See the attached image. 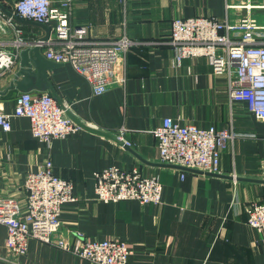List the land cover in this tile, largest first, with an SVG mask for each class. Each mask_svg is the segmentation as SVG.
Wrapping results in <instances>:
<instances>
[{
    "label": "crops",
    "instance_id": "obj_1",
    "mask_svg": "<svg viewBox=\"0 0 264 264\" xmlns=\"http://www.w3.org/2000/svg\"><path fill=\"white\" fill-rule=\"evenodd\" d=\"M15 0H0L6 8ZM56 1V0H52ZM224 0H74L71 27H88L93 40L126 35L136 42L126 54V84L93 95L87 80L69 64L50 69V93L84 125L49 145L32 137L27 118L13 117L0 128V197L25 209L23 183L49 159L54 174L73 183L75 202L63 206L60 222L67 240H119L130 250L129 264H264V236L247 224L246 208L264 204V122L228 97V79L216 76L205 58L175 60L167 43L171 21L196 16L223 17ZM27 21V20H25ZM17 22L26 41L46 29ZM42 53V51H41ZM18 64L0 83L8 113V90ZM199 128L210 126L236 136L221 153V175L179 169L159 162L152 134L162 119ZM121 141L129 144L126 149ZM109 167L138 169L162 187L160 205L134 200L95 199L94 174ZM0 224V264H92L69 251L36 240L16 262L4 248Z\"/></svg>",
    "mask_w": 264,
    "mask_h": 264
},
{
    "label": "built area",
    "instance_id": "obj_2",
    "mask_svg": "<svg viewBox=\"0 0 264 264\" xmlns=\"http://www.w3.org/2000/svg\"><path fill=\"white\" fill-rule=\"evenodd\" d=\"M6 8L15 17L47 26L50 34L46 39L26 41L14 18L0 10V83L19 63L21 50L38 47L46 60L69 64L84 77L93 95L125 86V58L136 42L126 35L93 40L87 26L71 27L74 0H15ZM223 12L221 18L173 19L167 43L177 62L205 58L214 75L227 77L229 100L244 104L256 120L264 122V0H224ZM68 110L48 92L19 93L13 98L12 113L0 99V128L8 132L13 117L27 118L32 137L49 145L83 128L68 116ZM152 134L160 163L208 175L222 174L221 153L236 136L213 126L181 124L169 117L162 119ZM94 181L95 199L103 203H162L157 178L138 169L109 167L96 172ZM73 189L72 182L54 174L47 159L37 172L25 177L24 210L14 198L0 197V224L6 228L4 248L10 261L25 255L29 242L36 240L92 264H129L130 250L123 241L89 240L80 234L72 243L67 240L60 215L65 204L76 201ZM246 214L247 224L264 236V204L251 203Z\"/></svg>",
    "mask_w": 264,
    "mask_h": 264
},
{
    "label": "water",
    "instance_id": "obj_3",
    "mask_svg": "<svg viewBox=\"0 0 264 264\" xmlns=\"http://www.w3.org/2000/svg\"><path fill=\"white\" fill-rule=\"evenodd\" d=\"M0 10L8 16L14 18L16 22H27L23 19L15 17L12 13L5 8L0 3ZM36 25H39L46 29V35L43 37L44 39L48 38L50 34V29L42 24L30 22ZM58 64L48 61L44 58L43 54L41 53L40 48L32 47L26 48L21 50L19 54V63H18V70L14 75V80L8 87V90H16L19 93L23 92H46L52 91L51 85L48 81V74L47 72L56 67ZM77 122V121H76ZM78 123V122H77ZM84 128V125H82ZM123 146V143L120 142ZM124 148L128 149L126 145L123 146ZM175 167V166H173ZM180 171H187V172H197L185 168L175 167Z\"/></svg>",
    "mask_w": 264,
    "mask_h": 264
}]
</instances>
